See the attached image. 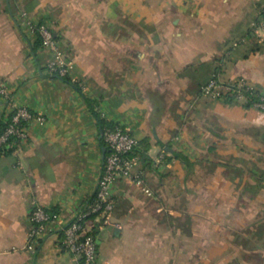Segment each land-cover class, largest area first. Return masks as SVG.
Wrapping results in <instances>:
<instances>
[{
	"label": "crops",
	"instance_id": "obj_1",
	"mask_svg": "<svg viewBox=\"0 0 264 264\" xmlns=\"http://www.w3.org/2000/svg\"><path fill=\"white\" fill-rule=\"evenodd\" d=\"M263 7L0 0V90L46 116L0 156V264H77L60 242L96 195L108 152L85 96L105 121L149 141L133 169L144 182L113 183L114 224L87 220L90 232L98 223L96 264H264V111L202 92L215 75L264 91ZM29 20L51 27L70 80L48 71L52 51L33 50ZM7 113L0 92V123ZM37 206L56 217L31 243Z\"/></svg>",
	"mask_w": 264,
	"mask_h": 264
},
{
	"label": "built area",
	"instance_id": "obj_2",
	"mask_svg": "<svg viewBox=\"0 0 264 264\" xmlns=\"http://www.w3.org/2000/svg\"><path fill=\"white\" fill-rule=\"evenodd\" d=\"M27 24L31 31L41 38V47L49 49L53 53V58L47 64L48 71L63 78L70 77L72 62L55 38L51 27L47 23L32 20H29ZM256 25L264 29V7L262 17ZM0 92L6 97L8 107V113L4 120L5 126L0 132V156H2L16 153L19 144L29 137V122L36 118L43 123L46 121V116L34 113L25 106L17 105L5 88ZM202 92L215 98L233 95L236 99H243L250 106L264 111V91L256 90L244 78L228 83L221 81L215 75L202 87ZM102 134L108 152L105 155L96 195L87 208L65 227L60 242V246L74 256L77 264H96V238L88 230L87 220L92 216L100 215L103 218V225L113 223L112 187L114 181L119 178H130L138 184L144 182L140 173L133 172L139 160L135 150L140 146V139L119 124L103 127ZM164 157L165 152L163 151L159 156V161ZM146 191L150 193V189H146ZM55 217V213L41 206L33 209L31 220L34 226L29 234L31 243L45 231L49 221Z\"/></svg>",
	"mask_w": 264,
	"mask_h": 264
},
{
	"label": "trees",
	"instance_id": "obj_3",
	"mask_svg": "<svg viewBox=\"0 0 264 264\" xmlns=\"http://www.w3.org/2000/svg\"><path fill=\"white\" fill-rule=\"evenodd\" d=\"M43 23V22H41ZM41 44H42V40L41 38L38 36L37 39L35 40L34 44H33V50L36 51L39 47H41ZM66 80H70L67 78H65ZM75 87L82 91L81 88L77 85V84H74ZM85 99L86 101L90 104L91 108L93 109L94 111V114L99 122V125L101 126V128L105 127V126H109V125H112L111 123L105 121L101 116H100V113L99 111L96 109V106H97V102L96 101H93L92 99H90L89 97L85 96ZM5 124L4 122H1L0 123V132L3 130ZM148 139H143V140H140V144H145V151L149 149V144H148ZM106 146V145H105ZM135 154L138 155V157H144V153L143 152H140L138 149L135 150ZM103 224V218H101V220L99 221V224ZM97 228H98V223L95 225L94 229L90 232L92 233L94 236H95V233L97 232Z\"/></svg>",
	"mask_w": 264,
	"mask_h": 264
},
{
	"label": "water",
	"instance_id": "obj_4",
	"mask_svg": "<svg viewBox=\"0 0 264 264\" xmlns=\"http://www.w3.org/2000/svg\"><path fill=\"white\" fill-rule=\"evenodd\" d=\"M136 149H139V147H136ZM166 150H169V151H173L171 148H169V147H166ZM176 155H180L183 159H185V160H187V158L184 156V155H181V154H178V153H176ZM188 161V160H187Z\"/></svg>",
	"mask_w": 264,
	"mask_h": 264
}]
</instances>
